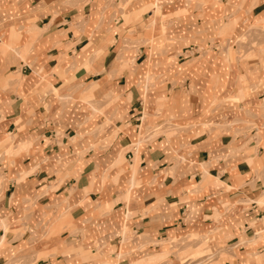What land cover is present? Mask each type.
<instances>
[{
  "label": "crops",
  "instance_id": "1",
  "mask_svg": "<svg viewBox=\"0 0 264 264\" xmlns=\"http://www.w3.org/2000/svg\"><path fill=\"white\" fill-rule=\"evenodd\" d=\"M172 240L264 264V0H0V264Z\"/></svg>",
  "mask_w": 264,
  "mask_h": 264
},
{
  "label": "rangeland",
  "instance_id": "2",
  "mask_svg": "<svg viewBox=\"0 0 264 264\" xmlns=\"http://www.w3.org/2000/svg\"><path fill=\"white\" fill-rule=\"evenodd\" d=\"M200 245L201 244L197 243L192 245L190 240L189 242H186L185 240H172L167 244L182 264H205L208 262L211 252L208 249H205L197 253L195 250L199 248Z\"/></svg>",
  "mask_w": 264,
  "mask_h": 264
}]
</instances>
